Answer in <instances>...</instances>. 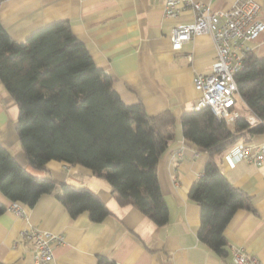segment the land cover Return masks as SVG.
Instances as JSON below:
<instances>
[{"label": "crops", "instance_id": "crops-1", "mask_svg": "<svg viewBox=\"0 0 264 264\" xmlns=\"http://www.w3.org/2000/svg\"><path fill=\"white\" fill-rule=\"evenodd\" d=\"M196 1L211 10H224L235 0ZM255 1L264 22V0ZM163 3L0 0V21L13 39L21 40L40 26L67 19L74 36L86 46L96 66L111 76L113 88L125 103L140 102L149 115L168 109L175 117V137L157 164L169 218L157 225L133 205L119 204L109 183L84 166L54 159L47 162V171L28 165L16 132L17 104L0 82V144L27 170L48 174L56 188L62 182L91 188L109 210L98 222L86 211L71 217L53 194H42L33 206L16 201L19 214L0 192V203L6 205L0 214V263L34 264L31 244L20 233L31 228L62 234L63 242L52 247V264H98L99 255L115 264H232L233 247H242L264 262V157L259 163L226 157L228 148L219 159L220 170L250 195L252 205L236 210L225 226L228 255L218 256L197 238L200 208L189 197V189L203 171L207 152L185 139L180 121L200 96L193 76L210 72L216 51L209 33L194 34L180 49H172L171 28L192 21L194 11L183 7L176 17H165ZM244 45L264 57V31ZM235 108L241 115L247 111L245 115L255 121L241 98ZM247 141L260 143L264 133Z\"/></svg>", "mask_w": 264, "mask_h": 264}, {"label": "trees", "instance_id": "trees-1", "mask_svg": "<svg viewBox=\"0 0 264 264\" xmlns=\"http://www.w3.org/2000/svg\"><path fill=\"white\" fill-rule=\"evenodd\" d=\"M234 78L254 122L242 115L227 124L209 108L185 112L180 121L185 139L207 152L189 189L200 208L197 238L222 258L228 255L226 224L236 210L252 205L250 195L220 170L219 159L236 142L264 133V57L246 49ZM0 82L17 104L16 132L28 165L47 171L51 159L79 164L105 179L119 204L133 205L157 225L168 221L157 164L175 137V117L168 109L149 115L140 102L125 103L67 19L21 40L0 21ZM0 192L27 206L53 194L71 217L86 211L95 222L109 213L91 188L67 182L56 188L48 174L27 170L1 144ZM5 209L0 203V214ZM97 262L115 264L103 255Z\"/></svg>", "mask_w": 264, "mask_h": 264}, {"label": "built area", "instance_id": "built-area-1", "mask_svg": "<svg viewBox=\"0 0 264 264\" xmlns=\"http://www.w3.org/2000/svg\"><path fill=\"white\" fill-rule=\"evenodd\" d=\"M183 7H190L194 17L190 22L178 23L171 28L172 49H180L194 34L209 33L216 51L210 72H197L193 76V85L200 92L193 109L209 108L217 118L233 124L242 116L235 108L239 94L234 75L241 67L244 51L248 49L244 42L255 39L264 31V22L258 15L260 6L255 0H235L227 9L211 10L196 0H164V16L176 17ZM245 118L254 122L246 115ZM228 151L226 157L235 156L259 163L264 157V141H239ZM9 208L21 213L17 202H11ZM20 233L31 244L34 264L53 263L52 247L63 242L62 234L36 228L23 229ZM231 263L264 264L242 247L232 248Z\"/></svg>", "mask_w": 264, "mask_h": 264}, {"label": "rangeland", "instance_id": "rangeland-1", "mask_svg": "<svg viewBox=\"0 0 264 264\" xmlns=\"http://www.w3.org/2000/svg\"><path fill=\"white\" fill-rule=\"evenodd\" d=\"M238 103H241V101L239 100V102ZM242 110V109H241ZM242 114H243V116L245 115V113L247 112V111H245V110H242Z\"/></svg>", "mask_w": 264, "mask_h": 264}]
</instances>
